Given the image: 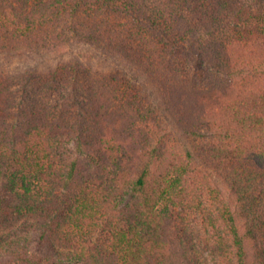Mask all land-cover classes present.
<instances>
[{
    "label": "trees",
    "instance_id": "trees-1",
    "mask_svg": "<svg viewBox=\"0 0 264 264\" xmlns=\"http://www.w3.org/2000/svg\"><path fill=\"white\" fill-rule=\"evenodd\" d=\"M1 58L0 264H193L194 213L264 264V0H0Z\"/></svg>",
    "mask_w": 264,
    "mask_h": 264
},
{
    "label": "rangeland",
    "instance_id": "rangeland-1",
    "mask_svg": "<svg viewBox=\"0 0 264 264\" xmlns=\"http://www.w3.org/2000/svg\"><path fill=\"white\" fill-rule=\"evenodd\" d=\"M71 57L74 56L65 55L63 59L67 60ZM61 61L62 60L59 58L43 61L38 57L24 55L22 57L11 59L8 63L12 71L15 73H23L32 69L44 71L57 66ZM3 65L7 66V61L1 58L0 67ZM100 65L104 66V69H109L108 65ZM62 100L61 108L63 107L68 111L67 113L70 118L75 117L80 111L77 100L69 94H63ZM24 102L25 96L19 95L17 97V106L14 109L13 120L18 119L20 108L25 104ZM30 224V220H22L15 224L0 223V235L6 236L15 232L28 231ZM185 226L184 243L193 264H222L219 252L215 250L214 245H212L209 240L215 233V230L212 227H206L202 215L200 213L192 214L186 221Z\"/></svg>",
    "mask_w": 264,
    "mask_h": 264
}]
</instances>
